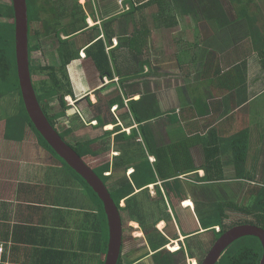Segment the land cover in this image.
I'll return each instance as SVG.
<instances>
[{
  "label": "crops",
  "instance_id": "1",
  "mask_svg": "<svg viewBox=\"0 0 264 264\" xmlns=\"http://www.w3.org/2000/svg\"><path fill=\"white\" fill-rule=\"evenodd\" d=\"M191 1L80 0L89 27L76 36L83 46L81 59L68 67L76 101L66 98L83 121L76 132L82 140L77 141L96 140L100 148L109 143L110 162L128 163L114 169V178L106 184L102 181L108 192L109 182L116 184L111 185L113 191L124 180L135 188L132 197L141 200L140 194L147 192L150 199L145 202L154 205L149 208L155 207L153 215L162 219L159 225L163 228L165 222L168 227L165 242L180 240L185 261L202 256L201 248L193 249L191 241L210 242L203 259L212 247V237L203 231L196 213L197 204L211 209L221 199L218 195L213 200L217 193L248 188L230 180L236 173L228 163L232 154L226 142L250 131L255 157L249 166L255 160L264 163V64L253 46L230 29L246 0H221L222 11L214 10L210 0ZM72 2L65 7L72 9ZM256 6L264 13V2L258 0ZM91 35L104 44L112 78L102 77L93 58L87 57ZM133 39L138 42L132 45L142 54L131 51ZM53 48L52 65L58 59L57 46ZM133 101L139 102L133 107L140 115L155 113V117L140 125L132 113ZM8 154L0 142V264H56L51 252L71 247L74 234L67 204L73 201L74 190L82 199V189L62 185L54 190L51 171L41 174L6 165L3 156ZM205 174L226 180L201 184L199 178ZM143 182L152 184L139 189ZM225 184H230L228 192L221 188ZM205 186H209L204 188L207 195L201 196L199 190ZM126 206L123 200L120 207ZM119 212L124 225L128 221L130 229L139 227L128 211ZM218 228H213L216 233Z\"/></svg>",
  "mask_w": 264,
  "mask_h": 264
},
{
  "label": "trees",
  "instance_id": "2",
  "mask_svg": "<svg viewBox=\"0 0 264 264\" xmlns=\"http://www.w3.org/2000/svg\"><path fill=\"white\" fill-rule=\"evenodd\" d=\"M9 1V4L0 3V100H4L5 104H8L6 98H10L9 101L11 102L14 101V106L12 108L14 111L7 112V114L0 117V139L9 143H18V146L23 147L26 146L24 143H27L29 131L32 132L36 137L38 146L47 151L59 164H62V170L63 172L66 171L64 173L66 177H72V179L76 181V184H78L77 186L82 189L83 198L81 199L79 195H76L74 203L70 202L67 204V207L72 210L70 213L73 216L72 226L74 227V234L72 235L71 247H63L60 245V249L53 253L51 252L56 258V264H103L108 242V228L103 206L86 181L70 168L50 147L42 135L38 133L33 122L28 117L29 114L26 106H24L16 69L13 9L11 0ZM230 1L235 2L238 0ZM257 1L258 0H246L245 3L247 5L239 10L241 15L238 16V20L232 22L230 29L233 36H241L242 40L247 41L253 46L252 50L258 52L257 55L260 56L259 60L264 64V13H262V8L256 6ZM259 1L264 2V0ZM27 2L30 21L31 56L33 51L40 49H45L47 51L49 45L53 47L57 46L56 56L58 59L55 60L56 62H54L55 64H53V66H47L41 69H35L31 66L34 90H36L40 104L51 122V125L56 128L57 121L61 118L68 117V111L72 109V105L67 102L66 98L71 96L76 101L68 67L73 61L81 59L83 46L77 41L76 36L81 35V33L89 27L88 17L78 1L74 3L72 9H67V7H65V5H67V0H27ZM210 2L214 10H223L221 0H210ZM1 19H6V21L3 22ZM258 22H263L262 27L257 25ZM34 23L39 25L33 29L32 26ZM96 27L97 26L94 27V30ZM137 35L138 33H135L134 38L137 37ZM107 36L108 39L111 40V35L107 33ZM88 41L89 42L86 44L87 46L93 45L88 48L87 57L93 58L102 77L106 76L112 78V70L102 40L96 39L95 36L91 35ZM137 42L138 41L133 39L130 49L136 54H142V52L137 51V48L134 46L137 45ZM49 52L52 58H54V51ZM38 73L45 74L47 78L45 80L41 79L35 81L34 77ZM57 98L60 110L51 115V101ZM135 103L138 104L139 102L133 101L131 109L136 121L140 123V125L155 117V113H148V118L144 115H140L135 107H133ZM205 113L207 112L202 114L204 115ZM71 120L72 122H76L81 129L83 121L78 114L74 115ZM100 126H102L101 123H99V127ZM75 132L74 129L65 127L61 137L77 151L105 184L108 180L114 178V169H122L128 165L124 160H118L116 163L110 162V149H106L108 145H110L109 143L101 148L96 145V140L87 142L77 141L75 145L72 144L69 138ZM111 135L112 133H108V137H111ZM67 137L69 138L66 139ZM226 143V148L229 149L232 154L228 163L234 165L236 173L230 180H233L237 185H242L243 183V187L247 186L248 188L244 193L241 190L237 193L233 190L229 194L225 193V195H220L215 190L217 198L219 195L221 199L215 201L211 209H203L204 207L201 206V204H197L196 213L200 218L203 231L208 232L211 229L214 231L212 242L220 238L222 234L227 231V228L229 230L230 227L252 225L264 229V174L262 173L264 163L262 164L259 163L260 161L255 160L252 163L253 166H249L251 164L249 160H251V158L253 160V157H255V155L252 156L253 151L251 150L252 142L250 131H243L230 138V141L228 140ZM255 154L257 158L258 154ZM210 163L214 167L217 162L215 163L213 161ZM60 172L62 173V171ZM104 173H110V175L105 177L103 175ZM160 174L167 177L162 170H160ZM223 180H226L225 177H213L210 174H205V176L199 178L201 184L220 182ZM151 184L152 182H143L139 185V189H144ZM73 186H75L74 183ZM204 188H209V186L200 188L199 191L201 196L207 195V189ZM110 190L111 197L114 202H116L119 210L122 212L128 211L130 219L140 223L147 234L158 222H160V220H162L161 218H157L153 220L152 223H148L149 219L155 218L152 212V208L154 207L149 208V206H151L150 203L145 202H149V195L144 191L140 194L142 196L141 200L132 197L135 193V188L128 180H124L122 186L118 190L112 191L111 187ZM241 198L242 202H239ZM123 200L127 201L126 208L120 207V203ZM132 201H136V206L133 205ZM163 211L165 210H162V212ZM168 217L169 216H167L166 220ZM225 223L229 224L225 225ZM215 227H223V232L216 233L213 229ZM148 236L155 240L152 246L154 250L162 247L167 242H165V239L157 231ZM157 237H159V239H157ZM201 244L202 242H197V246L200 247ZM228 249L229 251L219 264H260L264 253L261 241L255 237L240 239ZM201 252L202 256L198 258V264L201 263L203 255L207 254L208 249L203 251L201 248ZM172 255L173 254H169V257H172ZM189 256L191 258H196L192 253H190ZM169 257H159L156 264L171 263Z\"/></svg>",
  "mask_w": 264,
  "mask_h": 264
},
{
  "label": "water",
  "instance_id": "3",
  "mask_svg": "<svg viewBox=\"0 0 264 264\" xmlns=\"http://www.w3.org/2000/svg\"><path fill=\"white\" fill-rule=\"evenodd\" d=\"M14 23V43L17 76L21 97L29 119L50 147L70 168L81 176L100 200L108 228L107 252L103 264H119L123 246V222L119 209L112 200L105 184L89 167L77 151L55 129L45 114L31 75L30 21L27 0H11ZM245 237L259 239L264 251V229L252 225L231 228L218 238L201 264H218L224 252ZM260 264H264V253Z\"/></svg>",
  "mask_w": 264,
  "mask_h": 264
},
{
  "label": "rangeland",
  "instance_id": "4",
  "mask_svg": "<svg viewBox=\"0 0 264 264\" xmlns=\"http://www.w3.org/2000/svg\"><path fill=\"white\" fill-rule=\"evenodd\" d=\"M71 1H73L72 4L74 5V3L77 2L78 0H67V3H71ZM78 2H80V0ZM0 3L9 4L10 1L9 0H0ZM201 7H202V3H201ZM1 21L5 22L6 19H1ZM36 26L37 25H35V23H34L33 29L36 28ZM52 50H53V46L49 45L47 47V51L45 49L33 51L32 57H31L32 58L31 66L35 69H37V68L41 69V68H45L47 66H53L52 65V56L49 52ZM46 78H47V76L45 74H40V73L36 74L34 77L35 81L41 80V79L45 80ZM200 80H202V76H200ZM204 80H207V78H205ZM9 99L10 98H6L8 104H5L4 100L3 101L0 100V117L7 114V112H11V111L13 112L14 111L12 109L14 106V101L11 102V101H9ZM69 104L71 105L70 102H69ZM51 106H52V110H50L51 115L57 113L60 110L59 105H58V98L52 99ZM72 108H75L74 105H72ZM75 111H76V109L69 110L68 111V117L61 118L60 120L57 121V131L60 134L63 133L65 127L68 129H74L76 132L80 131V126L77 125L76 122H72V120H71V118L74 116ZM76 132L70 138L69 137L66 138V139L69 138V141L74 145H75L77 140H82L81 139L82 138L81 133L78 134ZM91 136H93V134H91ZM0 142L2 144L3 152L5 154L9 153L8 156H3V158L6 159V161H5L6 165L11 164V165H15L18 167L26 168L27 170L37 169L41 174H44L45 171H51V175H50L51 176L50 180H52L51 185H53V182H54V184L57 186V189L55 188L54 190H59L58 188L63 187V186H67V187H69L71 185L73 186V183L75 186L78 185V184H76V181L74 179H72V177H66V175L64 176V173L60 172V171L63 172L62 164H59L55 159H53L48 154L47 151H45L44 149H42L38 146L37 141H36V137L32 132L29 131L27 143H24V144H26V146H23V147L17 148L18 145L16 143H12V142L9 143L6 141H2L1 139H0ZM7 148H8V150H7ZM17 154H18V156H16ZM7 161H10V162H7ZM24 161H27V162H24ZM48 174H50V173H48ZM108 185L111 187V185L114 186L116 184H114V183L111 184V182H109ZM229 186H230V184H225V185H221V188L225 189L226 192H228ZM67 187H64V191L66 190ZM73 188L76 189V187H73ZM233 190L237 193V192H239L240 189L234 187ZM66 191L68 192V190H66ZM77 193H78V191L74 190L73 197H72L73 203H74V200L76 198ZM228 193H231V192H228ZM243 193H244V191H243ZM64 194H63V197H64ZM216 198H217V196H214L213 200H215ZM239 202H242V198L239 200ZM125 227L127 229L131 227V226H129L128 221L125 222ZM160 229H161V227H160ZM197 242H199V241L195 240V241L190 242L193 249L202 248L203 251L205 249H208L210 242H203L202 241V244L200 247L197 246ZM128 251H129V243H128L127 248H126V252H128ZM174 261H175V258H174ZM196 261L197 260L189 259V260H186L185 263L186 264H196ZM154 262L156 263L155 258H154Z\"/></svg>",
  "mask_w": 264,
  "mask_h": 264
},
{
  "label": "flooded vegetation",
  "instance_id": "5",
  "mask_svg": "<svg viewBox=\"0 0 264 264\" xmlns=\"http://www.w3.org/2000/svg\"><path fill=\"white\" fill-rule=\"evenodd\" d=\"M35 25H37L36 27H38L39 24L35 23ZM32 28H33V26H32ZM53 51H54V48H53ZM151 205H153V204H151ZM155 219H157V216L154 219H152V221ZM152 221H149L148 223H152ZM160 223L161 222H158L154 226V228L149 231L148 234L145 232V229L142 227L141 224H139V227H137V228L133 227L131 229L130 228L127 229L125 227V225L123 224V232H124L123 246H122V254H121V257L119 260V264H156L154 262V258H155V261H157V259H159V257L160 258L161 257L167 258L168 253L173 254L172 257L169 258V261H171V263H169V264H186L185 260L183 259V248L181 246L183 243L180 240H173V242L169 243V244L166 243L165 245L158 248L157 250L152 249V246L154 244L153 242H155V240L148 235H152L153 232L157 231L162 235V237L165 240L168 239V234H167V228L168 227H167L166 223L164 222V227L162 228V226L160 225V227L162 228V229H160V227H159ZM228 224L229 223H225V225H228ZM218 229H219L218 233L223 232V227H219ZM230 229H231V227L229 228V230ZM227 231H228V228H227ZM227 231H225V232H227ZM139 232H141L142 234H140ZM208 232L210 233L209 237L210 238L212 237V239H213V235H214L213 232L214 231L210 230ZM157 239H159V237H157ZM216 240H213L214 242H211L212 243L211 246L215 243ZM128 243H129V251L126 252V248H127ZM228 251H229V249H227L224 252L222 259L227 254ZM156 255H158V256H156ZM174 258H175V261H174ZM201 263H202V261H201ZM196 264H198V259L196 261Z\"/></svg>",
  "mask_w": 264,
  "mask_h": 264
},
{
  "label": "bare ground",
  "instance_id": "6",
  "mask_svg": "<svg viewBox=\"0 0 264 264\" xmlns=\"http://www.w3.org/2000/svg\"><path fill=\"white\" fill-rule=\"evenodd\" d=\"M188 206H190V202L187 203ZM174 246V245H173Z\"/></svg>",
  "mask_w": 264,
  "mask_h": 264
},
{
  "label": "clouds",
  "instance_id": "7",
  "mask_svg": "<svg viewBox=\"0 0 264 264\" xmlns=\"http://www.w3.org/2000/svg\"><path fill=\"white\" fill-rule=\"evenodd\" d=\"M67 102H68V100H67ZM69 103V102H68ZM72 105V104H71Z\"/></svg>",
  "mask_w": 264,
  "mask_h": 264
},
{
  "label": "built area",
  "instance_id": "8",
  "mask_svg": "<svg viewBox=\"0 0 264 264\" xmlns=\"http://www.w3.org/2000/svg\"><path fill=\"white\" fill-rule=\"evenodd\" d=\"M114 109H116V108H114Z\"/></svg>",
  "mask_w": 264,
  "mask_h": 264
}]
</instances>
